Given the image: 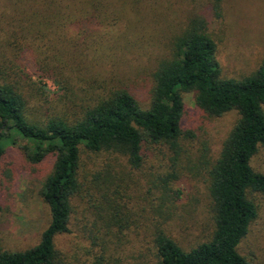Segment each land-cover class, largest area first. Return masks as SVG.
<instances>
[{
  "label": "trees",
  "instance_id": "1",
  "mask_svg": "<svg viewBox=\"0 0 264 264\" xmlns=\"http://www.w3.org/2000/svg\"><path fill=\"white\" fill-rule=\"evenodd\" d=\"M10 1L19 18L10 22H18V28L8 26V43L0 35V169L10 145H19L31 163L39 164L49 154L55 155L56 161L40 191L50 212L49 224L31 247L12 250L0 245V264H81L76 250L68 253L58 240L73 232L74 200L83 185L84 155L119 156L136 170L144 168L151 149L167 147L169 155L173 153L169 158H175L182 150L185 135L184 93L190 91L196 94L197 106L211 116L232 110L240 115L219 158L207 171L213 228L186 249L172 236L167 222H157L149 235L150 250L157 264H252L239 246L259 215L256 196L264 197V173L252 165L253 157L264 147V60L242 78L225 77L217 57V43L207 31L206 20L196 18L176 36L171 55L160 60L150 106L143 108L130 90L109 81L92 96L98 79L86 77L90 74L87 68L94 65L90 60L105 52L104 59L113 66L114 58L119 61L124 50L85 48L64 35L66 22L78 18L77 8L85 7L83 0L73 6L72 0ZM1 26L6 25L1 22ZM29 51L41 76L52 77L73 95L79 84L82 101L89 102L73 100L76 109L71 114L46 119L29 114V75L12 61ZM120 192L114 190V194ZM106 196L102 228L96 231H103L108 238L94 242L98 246L101 243V264L113 247V238L125 244L121 234L131 226L125 205ZM2 210L0 202V213ZM96 237L101 239L98 234ZM141 260L144 264V254L139 258L136 253L132 261L130 258L124 264H142ZM119 263L123 261L119 259Z\"/></svg>",
  "mask_w": 264,
  "mask_h": 264
},
{
  "label": "rangeland",
  "instance_id": "2",
  "mask_svg": "<svg viewBox=\"0 0 264 264\" xmlns=\"http://www.w3.org/2000/svg\"><path fill=\"white\" fill-rule=\"evenodd\" d=\"M83 1L85 7L75 12L78 18L63 26L64 35L81 47L124 50L119 61L114 58L113 66L104 59L105 52L90 60L94 65L87 68L90 74L86 77L98 79L92 96L101 91L102 83L109 81L130 90L143 108H149L154 73L160 60L171 55L176 36L196 18L206 20L207 31L217 43V57L225 77L242 78L264 60V0ZM72 2V6L80 5L77 0ZM18 18L11 1L0 0V25L1 22L6 25L0 27L4 43L10 39L7 29L18 28V22H10ZM31 36L34 38L32 32ZM31 36L28 37L34 43ZM12 61L29 75L26 91L31 105L29 114L33 117L46 119L71 114L76 109L75 102H89L82 101L79 84L75 85L73 95L52 77L41 76L32 52ZM184 100L185 135L181 140L182 150L175 158H169L173 153L169 155L167 147L151 149L144 168L136 170L119 156L84 155L83 185L74 200L73 232L58 240L68 253L76 250L81 264H101V243L98 246L94 242L108 238L103 231H96L102 228L106 194L125 205L131 226L121 234L125 244L121 245L118 237L113 238V247L102 264H117L119 259L124 264L130 258L132 261L136 253L139 258L144 254V264H157L149 237L157 222L165 225L167 222L172 236L186 249L204 239L213 228L207 171L219 158L224 141L240 115L237 110L222 116L209 115L197 106L193 91L185 92ZM55 161V155L49 154L43 162L34 164L19 145L7 147L0 169L3 205L0 245L3 247L17 250L39 241L51 218L40 191ZM252 165L264 173V147L253 157ZM116 189L121 190L120 195L114 194ZM255 201L259 215L239 251L252 264H264V197L257 195ZM97 234L101 239L94 238Z\"/></svg>",
  "mask_w": 264,
  "mask_h": 264
}]
</instances>
